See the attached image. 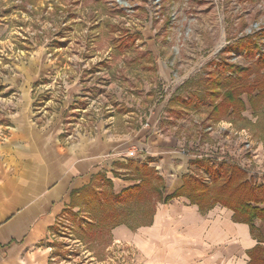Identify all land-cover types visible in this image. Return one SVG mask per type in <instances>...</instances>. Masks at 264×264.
I'll list each match as a JSON object with an SVG mask.
<instances>
[{
	"label": "rangeland",
	"instance_id": "374dc122",
	"mask_svg": "<svg viewBox=\"0 0 264 264\" xmlns=\"http://www.w3.org/2000/svg\"><path fill=\"white\" fill-rule=\"evenodd\" d=\"M36 56L48 60L49 72L32 88L45 82L43 91L54 93L43 94L53 106L73 78L79 77L75 82L85 95L90 88L98 92L75 104L77 110L84 107L80 115L65 113L70 134L119 131L142 123L151 111L159 114L161 131L177 133L193 151L205 134L202 128L218 122L208 116L214 84L223 92L233 84L264 81V0H0V88L4 77L14 74L13 62ZM90 67L95 71L88 72ZM27 82L19 77L17 87ZM241 98L248 109L241 112L243 119L219 121L245 128L255 141L252 120L261 118L264 98L256 112L246 93ZM254 145L238 152L236 147L235 155L223 151L226 160L219 163L191 158L184 178L209 184L217 172L240 165L253 185L264 167V161H255ZM128 162H123L132 181L128 186L136 185L130 163L142 164ZM96 187L107 189L100 180ZM87 216L76 206L58 220L45 241L49 264H147L130 238L81 230Z\"/></svg>",
	"mask_w": 264,
	"mask_h": 264
},
{
	"label": "crops",
	"instance_id": "0c3cea01",
	"mask_svg": "<svg viewBox=\"0 0 264 264\" xmlns=\"http://www.w3.org/2000/svg\"><path fill=\"white\" fill-rule=\"evenodd\" d=\"M13 67L14 74L4 77L0 88V264H49L50 249L45 241L71 208V193L105 174L112 181L113 193L119 194L132 184L123 167L130 160L154 167L163 178L165 195L181 189L191 158L219 163L226 160L223 151L235 155L236 147L238 152L248 143L249 149L255 144V161H264V108L261 118L252 120L258 136L255 141L245 128L222 120L202 128L205 134L193 151L182 144L177 133L161 131L159 114L151 111L142 123L125 127V132L102 128L70 134L66 125L71 122L65 120V113L80 115L84 107L77 110L75 104L98 92L90 88L91 93L85 95L82 85L75 82L79 77L73 78L55 107L43 94L46 90L49 95L54 93L43 91L45 82L35 91L32 88L38 80H46L48 60L36 56L13 62ZM19 77L28 79L25 86L17 87ZM41 117L42 121L36 120ZM209 126L210 131L206 130ZM239 167L248 181L246 169ZM256 174L260 179L251 185H264V167L260 165ZM252 225L254 230L236 221L226 206L215 204L201 211L186 196H178L156 206L150 225L140 226L136 232L119 225L111 236L136 242L147 264H248L256 247L264 253V217L254 219Z\"/></svg>",
	"mask_w": 264,
	"mask_h": 264
},
{
	"label": "trees",
	"instance_id": "16d2710c",
	"mask_svg": "<svg viewBox=\"0 0 264 264\" xmlns=\"http://www.w3.org/2000/svg\"><path fill=\"white\" fill-rule=\"evenodd\" d=\"M260 64L264 68V58ZM94 71L93 67L88 70V72ZM254 91L256 93L253 94ZM243 93L247 94L254 112L262 108L263 105L259 104L264 98L263 80L256 83L233 84L223 92L218 91L214 84L210 94L209 118L213 121L231 116L243 119L241 115L245 109L241 98ZM34 106H37V103H34ZM120 110L121 108L117 109V112L119 113ZM126 130L120 127L117 131ZM130 164L134 166L139 183L124 188L119 194L113 193L112 182L105 174H98L90 185L71 193L72 199L74 198L71 208L78 206L79 211L83 210L88 214L85 226H80L81 230L92 231L94 235L102 231L111 237L112 230L119 225H125L130 229L150 225L156 206L178 196H186L201 211L208 210L215 204L226 206L233 211L236 221L249 224L252 230H254L253 220L264 217V206L258 205L264 204V185L251 186L244 179L245 172L239 166L227 167L226 170L217 172L209 184L199 182L193 176H187L180 190L165 195L163 178L154 167L147 164L137 166ZM99 180L107 189L96 187ZM77 200L80 201V206ZM248 264H264L262 248L254 249Z\"/></svg>",
	"mask_w": 264,
	"mask_h": 264
},
{
	"label": "built area",
	"instance_id": "2783aa9c",
	"mask_svg": "<svg viewBox=\"0 0 264 264\" xmlns=\"http://www.w3.org/2000/svg\"><path fill=\"white\" fill-rule=\"evenodd\" d=\"M206 130H208V131L212 130V126L207 127ZM244 145H245V147H246L247 149L250 148L248 143H244ZM259 185H260V184H258V186H259Z\"/></svg>",
	"mask_w": 264,
	"mask_h": 264
}]
</instances>
